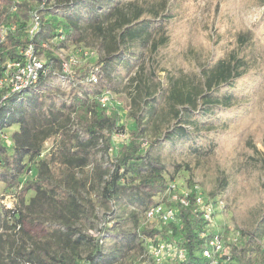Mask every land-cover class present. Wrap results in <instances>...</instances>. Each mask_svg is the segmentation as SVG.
Masks as SVG:
<instances>
[{
    "label": "trees",
    "instance_id": "16d2710c",
    "mask_svg": "<svg viewBox=\"0 0 264 264\" xmlns=\"http://www.w3.org/2000/svg\"><path fill=\"white\" fill-rule=\"evenodd\" d=\"M42 1L0 0V71L19 58L18 48L27 43L43 55L47 70L37 92L33 87L7 95L0 89V264H138L147 239H180L187 250L182 264H204L197 256L204 242L196 236L202 225L192 214L196 191L190 181L188 207L164 199L176 209V223L151 230L142 226L145 212L158 205L175 179L152 151L188 142L198 152L193 143L200 129L214 131L208 119L237 103L236 83L246 56L228 52L200 66L193 81L184 74L174 77L157 60L169 42L171 0H59L55 5L44 0L41 6ZM34 13L38 29L30 38ZM251 39L249 33L238 34L239 51L247 50ZM78 50H94L97 57L84 64L74 59L69 79L56 54L67 52L69 61ZM93 69L97 83L89 85ZM161 72L166 73L165 88L151 82ZM123 74H132L129 82L135 84L129 95L127 117L134 123L129 131L117 110L98 103L103 92L120 94ZM51 76L67 80V101L41 91ZM160 101L166 107L165 131L154 127L146 142L147 125L158 117ZM12 127L16 131L4 142V131ZM116 135L126 141L111 156ZM225 189V180H219L217 190ZM105 239L112 243L110 251ZM228 252L237 264H264V227L242 233Z\"/></svg>",
    "mask_w": 264,
    "mask_h": 264
},
{
    "label": "rangeland",
    "instance_id": "374dc122",
    "mask_svg": "<svg viewBox=\"0 0 264 264\" xmlns=\"http://www.w3.org/2000/svg\"><path fill=\"white\" fill-rule=\"evenodd\" d=\"M58 1L49 0V4L55 5ZM261 4V0H171L169 42L157 57L159 68L174 77L184 74L186 80L193 81L200 66L224 57L228 52L246 56L243 77L236 83L237 103L228 110H216V116L208 119L216 128L214 131H208L207 127L200 129L193 143L198 152H192L188 142L181 146L164 144L152 151V155L159 157L164 164L167 174L175 176L172 184L179 192L188 191L187 182L190 181L203 200L215 194L213 199L220 205L213 216L212 229L228 241H240L242 233L251 234L264 227V170L257 160L259 153L264 157V6ZM244 33L250 34L251 44L247 50L239 51L235 39ZM86 51L89 60H95L96 51ZM60 56L67 58L69 55L61 52ZM80 56L76 52L73 58L84 64L88 57ZM165 74L155 73L151 82L165 88ZM131 77L132 74L127 77L123 74L119 78L120 94L111 95L112 102L108 107L119 112L121 125L126 131L134 125L127 117L129 95L135 86L129 82ZM68 87L66 79L51 76L40 88L51 98L65 102ZM37 90L39 88L34 92ZM157 109L158 117L147 125L146 142L152 140L154 127L160 132L165 131L167 124L162 119L166 114L165 103L160 101ZM14 131L16 127L4 131V134L8 137ZM118 136L113 137L111 156L122 144ZM49 146L50 143L46 144L47 149ZM177 165L180 168L175 174ZM222 179L226 182V189L218 191ZM3 195L0 184V199ZM103 244L110 251V240L105 239Z\"/></svg>",
    "mask_w": 264,
    "mask_h": 264
},
{
    "label": "built area",
    "instance_id": "2783aa9c",
    "mask_svg": "<svg viewBox=\"0 0 264 264\" xmlns=\"http://www.w3.org/2000/svg\"><path fill=\"white\" fill-rule=\"evenodd\" d=\"M44 0L42 5H44ZM38 29V16L36 13L32 14L30 26L28 28V35L31 38ZM40 48L47 49L45 45ZM80 55L84 58L88 57V51L78 50ZM61 61L62 72L69 77L71 76V67L75 64L74 58L69 61L56 54ZM17 60L7 61L0 71V89H4L6 94H18L25 90H30L35 87L41 78L47 77V70L45 69V60L42 54L36 51V46L32 43H27L18 48ZM86 83L95 85L97 83L96 69L91 70ZM3 100V99H2ZM0 101V104L2 102ZM112 96L108 92H103L99 97L98 103L101 107L111 105ZM118 138L126 140V136L119 135ZM4 142L9 141V136L2 135ZM146 145V142H144ZM195 190V188H194ZM196 191V190H195ZM190 190L179 192L174 184H170L166 192L160 198L158 205L149 209L143 215L142 226L146 229H154L159 225L176 223V209L167 206L164 199L168 203H179L180 206L188 207V196ZM9 197H6V201ZM195 208L193 215L196 220L200 221L202 225L199 231H196L198 240H202L203 247L198 251L197 256L204 262V264H237L230 257L228 252L229 244H237L238 239L224 240L219 234L213 231V216L219 209V202L215 199H207L206 201L196 192L194 199ZM8 206H10L8 204ZM181 240L176 242H166L158 240H145L144 253L141 256L138 264H182L187 260V250L181 245Z\"/></svg>",
    "mask_w": 264,
    "mask_h": 264
}]
</instances>
